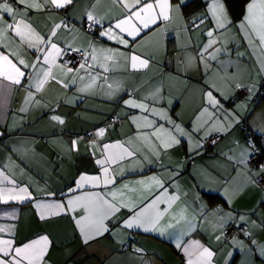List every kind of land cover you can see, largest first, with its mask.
<instances>
[{"label":"snow or ice","instance_id":"1","mask_svg":"<svg viewBox=\"0 0 264 264\" xmlns=\"http://www.w3.org/2000/svg\"><path fill=\"white\" fill-rule=\"evenodd\" d=\"M80 5L81 0H0V114L22 89L19 113L44 107L53 127L62 126L65 117L58 109L82 100L81 94L106 88L112 99L123 86L111 79L118 72L146 75L153 66L159 71L147 79L135 77L141 81L139 93L124 88L129 98L122 103L130 111L123 119L132 126L130 134L115 141L104 139L107 127L85 137L69 134L68 151L79 153L84 141L90 160L80 162L82 170L65 187L43 195H34L39 189L31 183L17 182L6 166L0 168V205L30 203L44 223L70 218L85 248L106 236L131 240L138 231L167 235L183 264H218L219 251L185 237L207 226L222 246L235 229L231 242L244 254L239 264H256L254 256L264 261V110L261 123L248 126L245 143L236 142L231 154H223L234 161L237 174L215 190L223 204L205 202L199 184L193 193L179 183L185 166L202 154L204 141L215 144L230 134L242 120L241 109L250 112L249 102L264 92V0H86L77 16ZM61 32L72 39H63ZM81 36L88 37L83 46L76 44ZM170 36L182 40L177 44ZM174 86L182 88L179 97ZM52 89L59 91L48 100L45 94ZM190 92H199L200 104L186 127L174 105ZM180 146L185 161L164 163ZM145 162L158 164L159 170L146 179L118 182L125 171H142ZM253 190L260 193L254 204L237 209V199ZM0 217L14 221L0 225V264H54L55 240L48 231L18 241L17 209H0ZM126 246L132 249L129 256L113 264H153L144 259L143 247ZM124 247L121 240L120 250ZM227 255L234 260L232 252Z\"/></svg>","mask_w":264,"mask_h":264},{"label":"crops","instance_id":"2","mask_svg":"<svg viewBox=\"0 0 264 264\" xmlns=\"http://www.w3.org/2000/svg\"><path fill=\"white\" fill-rule=\"evenodd\" d=\"M84 3L86 0H81L77 16L80 11H83ZM79 23L80 21L77 19V24ZM61 37L65 40L72 39L71 36H67L63 32H61ZM173 38L177 44L182 40L181 36H170L169 40ZM87 39L88 37L81 36L77 39L76 44L83 46ZM103 46H110V42ZM111 46L115 47V45ZM241 51H245V49H241ZM29 58H31L30 55ZM248 67L250 68L251 65L249 64ZM158 71L159 69L153 66L146 75L141 72H128L127 74L118 72L111 79L122 81L123 86L112 99L106 96V88L96 94H81L82 100L75 104H64L58 109L59 114L65 117V124L55 127L49 122L45 114L47 109L44 107L34 106L26 114L19 113L17 110L22 103L23 90H18L14 96L9 98L7 108L4 109L3 114H0V133H3L0 135V168L6 166L8 173L17 182L31 183L38 188L39 191L34 192V195H43L45 190L65 187L77 176V170H82L80 162L90 160L84 141L79 144V153L68 151L66 142L69 139V134L89 133L93 129L103 127L106 120L113 116L118 118L120 123L108 129L104 139L113 141L124 139L132 130L131 124L123 119V114L130 111L122 103V99L129 98L124 94V88H127L129 93L134 91L139 93L141 81L136 80L135 77L143 76L144 79H147V76ZM246 79L245 76V81ZM58 91V89H52L45 94V98L53 100ZM181 91V87H173V94L176 97L180 96ZM68 95L73 96V92H69ZM236 95L238 96V93ZM261 97H264V92L261 93ZM261 97L257 103L249 102L251 114L249 111L241 109V117L247 121L248 129V126L261 123L259 114L264 110V99ZM199 104V92H190L180 100L179 106L174 105L175 111L181 113L180 119L186 127L191 126ZM244 138V131L240 123L235 124L230 134L223 135V138L211 148L204 147L202 154L185 166L179 183L185 187V190L192 189L193 193L197 191L193 185L199 184L198 191L205 202L213 207L216 204H223V199L215 190L221 187V183L229 175L233 177L237 175L233 171L234 161L229 162L223 154L229 153L230 148H235L236 142L244 144ZM236 154L238 155V151ZM170 155L171 161L168 156H165L164 163L175 164L177 161H185V147H177ZM142 168V171L139 168L135 172L125 171L122 177L118 176V182L146 179L159 170V165L145 162ZM88 170L95 171L92 166H89ZM119 172L120 169H117V173ZM239 179H243V177L241 176ZM45 185H47V189ZM209 189L213 191L209 192ZM259 194L258 190H253L242 195L237 199L235 207L241 211L246 210L254 204ZM207 195H213L215 202L211 203L207 199ZM12 207L17 209V240L22 241L29 238L42 229L48 231L55 240V246L50 256L54 264H73L75 260L82 261V264H113V261H121L129 256L132 249L126 246L128 244L143 247L145 249L144 259L152 261L153 264H183L179 250L175 248L174 241L167 235L161 237L155 233L144 234L138 231L135 238L131 240L121 236H117L115 239L106 236L101 239L99 244L93 243L90 247L85 248L70 218L63 217L44 223L37 219L30 203L0 205V209H11ZM260 211L264 212V205L261 206ZM13 222L7 217H0V225L6 226ZM206 227H201L191 236L185 237V241L193 238L201 239L203 243L210 244L213 248H219L215 257L218 264H225L226 261L227 264H239L244 254L234 248L231 237L220 246L214 236L205 230ZM256 235H259V230H256ZM239 239L243 240L245 244H250V241L242 234L239 235ZM121 240L125 245L122 251L120 250ZM229 252L233 253L234 260L229 259L227 255ZM252 259H255L256 264H264V261H261L259 257L254 256Z\"/></svg>","mask_w":264,"mask_h":264},{"label":"built area","instance_id":"3","mask_svg":"<svg viewBox=\"0 0 264 264\" xmlns=\"http://www.w3.org/2000/svg\"><path fill=\"white\" fill-rule=\"evenodd\" d=\"M238 96H239L241 99H243V93H239V92H238ZM260 97H261V95H260ZM260 97H254V98L251 100V102H252V103H257V102L259 101ZM244 121H245L244 119L241 120V122H240V126H241V128L243 129V131H244V137H245V136H247V135L249 134V129L247 128V125H245ZM110 122H111V123H110ZM119 123H120V120H119L118 118L112 116V117H110L108 120H106V122L103 124V127H107L108 129H110V128H112V127L118 125ZM93 130H94V129H93ZM93 130H92L91 132H89V133H88V132H79V133H74V134H78V135L81 136V137H85L86 134H91V133L93 132ZM220 140H221V139H219L216 143H218ZM216 143H215V144H216ZM204 144H205V147H207V148H211L212 146L215 145V144H212V143H210V142H208V141H204ZM234 234H236L235 229H231V230L229 231L228 238L231 237V236L234 235ZM134 238H135V236H134L132 239H134Z\"/></svg>","mask_w":264,"mask_h":264},{"label":"trees","instance_id":"4","mask_svg":"<svg viewBox=\"0 0 264 264\" xmlns=\"http://www.w3.org/2000/svg\"><path fill=\"white\" fill-rule=\"evenodd\" d=\"M192 10H195V5H193V8H192V9H189V11H192ZM211 196L213 197V199L210 200V202H211V203H212V202H215V197H214L213 195H211ZM206 197H207V199H208L209 195H207ZM208 200H209V199H208Z\"/></svg>","mask_w":264,"mask_h":264}]
</instances>
